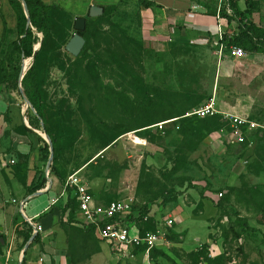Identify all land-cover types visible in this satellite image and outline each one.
<instances>
[{
    "label": "rangeland",
    "instance_id": "rangeland-1",
    "mask_svg": "<svg viewBox=\"0 0 264 264\" xmlns=\"http://www.w3.org/2000/svg\"><path fill=\"white\" fill-rule=\"evenodd\" d=\"M233 1L243 13L231 24L233 36L240 19L264 32V0ZM228 2L218 0L220 13ZM127 7L92 22L90 54L73 57L64 45L54 61L39 62L43 101L59 109L68 137H75L50 167L64 182L77 173L96 199L132 198L135 206L149 207L157 225L170 216L176 246L169 250L177 260L167 258L171 264H264V51H244L245 58L227 65L208 43L195 40L163 48L140 45L130 0ZM62 9L72 19L68 43L75 19L86 20L89 10ZM34 35L38 45L43 36ZM6 43H0V57ZM31 65L32 59H23L20 72ZM19 78L20 73L14 90L0 85V96L23 106ZM210 102L221 113L255 121L259 131L231 143L229 124L191 116ZM27 112L31 119L34 112ZM35 126L45 138L41 122ZM47 178L54 177L49 172ZM213 208L216 215L208 220ZM69 209L62 249L48 254L49 264H114L75 222L74 205Z\"/></svg>",
    "mask_w": 264,
    "mask_h": 264
},
{
    "label": "crops",
    "instance_id": "crops-1",
    "mask_svg": "<svg viewBox=\"0 0 264 264\" xmlns=\"http://www.w3.org/2000/svg\"><path fill=\"white\" fill-rule=\"evenodd\" d=\"M41 1L47 5L55 4L71 10H89L92 6L102 10L111 6L117 10H126L129 2V0ZM130 1L131 9L136 11L135 37L145 46L163 48L168 43H185L190 39L195 40V43H208L209 48L216 53L217 49L213 47V42L217 38L218 27L224 37L233 36L231 31L233 22L229 24L226 18L218 19V0H145L152 4L148 8L143 7L139 0ZM189 34L196 35V38L191 39ZM17 39L15 13L8 0H0V43L7 42V46ZM5 49L2 50L3 53ZM233 60L238 59L230 57L228 53L222 54L221 61L225 62L224 64L229 65ZM27 109V105L11 103L4 96H0V264H49L51 258L48 254H57L62 249L64 241L62 229L69 215V212L61 214V207L63 208L66 201L64 186L57 187V179L47 178L50 169L46 170L47 164L43 162L42 153L38 150L42 144H38L31 135L24 136L14 132V129L24 126L46 142L40 132L31 128L30 120L32 121L33 113L30 119ZM43 179V186L35 190ZM88 185L91 189L89 183ZM34 193L39 195L31 198ZM94 198L96 199L95 196ZM54 199H57V202L51 204V200ZM60 201L61 205H56ZM21 203H25L23 210ZM213 211L208 220L215 217L216 209L213 208ZM26 219H31L32 224L40 226L42 231L34 233L32 225ZM80 221L81 217L76 214L75 222ZM163 223L164 220L158 226L163 227ZM29 228L31 236L25 241L24 233H27ZM169 228L164 229L168 245L162 246L160 248L162 252L158 255L152 251L149 255V264H171L167 262L169 261L167 258L177 261L169 250L176 246L171 242ZM90 233L97 241L93 233ZM210 241L212 242L208 240V244H211ZM97 243L105 248L110 256L107 245L99 241ZM199 244L202 245L203 242ZM198 247L200 246L197 245ZM213 248L219 256L222 252L221 245L216 243ZM135 262L148 264L146 259L142 261L141 256H138Z\"/></svg>",
    "mask_w": 264,
    "mask_h": 264
},
{
    "label": "trees",
    "instance_id": "trees-1",
    "mask_svg": "<svg viewBox=\"0 0 264 264\" xmlns=\"http://www.w3.org/2000/svg\"><path fill=\"white\" fill-rule=\"evenodd\" d=\"M8 1L16 16L18 39L9 43L6 46L3 55L0 57V85L4 86L6 90L16 89L22 60L30 58L31 61V58L33 57L32 65L25 73L21 81V85L24 89L26 99L35 112V115L33 116L34 122L38 124H40V122L42 123L43 133L50 140L53 155L52 163L54 164L62 150L71 149L74 146L75 137H68V133H71V131L66 125H64L59 109H48L45 105L40 92V85L38 83V65L41 60L54 61L55 55L60 54L61 49L67 44V35L69 30L72 29V19L58 5H47L41 0H23L28 11V19L30 22V26L27 28V20L23 12L21 2L18 0ZM139 1L145 8L152 6L151 3L145 0ZM228 8L231 10V16L226 14V9L223 10V13H219V16L226 18L229 24L236 21L237 17L242 19L243 13H241L235 1L229 0ZM115 12L116 7L111 6L103 9V13L99 19L98 17L90 18L87 16L84 30L78 32V34L85 40V45L80 52L82 56L90 54L88 40L90 29L93 24L92 22L95 20L101 21L102 19H110ZM241 19L236 22L238 33L235 36L230 37V39L225 36V44L228 46L233 45L235 47L241 48L245 52H249L251 54L263 52L264 32L254 28L253 25H247L246 23H243ZM34 31L41 33L43 36L41 40V46L35 53L34 47L37 46L35 44L37 43L38 39L34 35ZM136 40V43L142 45L140 40ZM25 65H27V63ZM60 68L63 69L64 67L61 65ZM207 121H213L215 124H218L220 121L221 126H227V124H229L226 120H222L221 115L205 117L200 121V123H206ZM34 122L30 120V126L32 129H37ZM256 130L259 131V129ZM14 132L24 136L31 135L38 144H42L38 150L42 153L43 162L48 159L50 155L49 146L41 137L24 126L14 129ZM50 174L57 179L61 187L64 186L65 182L53 167H50ZM43 184L44 179L39 185L35 187V190H39ZM65 191L66 201L63 208L61 209L62 215H64L67 211L69 212V208L73 205L75 207L73 213H75L77 210V202L75 200L73 191L71 189H66ZM221 194L223 196L222 192ZM104 202L108 203L110 201ZM146 213L147 212L145 209L143 214ZM157 226V221L154 217H150L147 222L140 221L141 234L153 233L156 231ZM88 231L92 232L89 229ZM26 232L27 233H24V239L25 241H28L31 236V229L29 228ZM236 237L238 238L239 236L236 235ZM152 251H157L159 253L162 252L161 249H153Z\"/></svg>",
    "mask_w": 264,
    "mask_h": 264
},
{
    "label": "built area",
    "instance_id": "built-area-1",
    "mask_svg": "<svg viewBox=\"0 0 264 264\" xmlns=\"http://www.w3.org/2000/svg\"><path fill=\"white\" fill-rule=\"evenodd\" d=\"M225 2L226 0H220ZM229 4V2H228ZM228 6V5H227ZM228 16H231V10L227 7L225 10ZM220 8L217 11L218 19ZM232 37V36H230ZM228 37V39H230ZM213 47L217 49L216 54L222 58V54L227 50L232 58H245L243 49L233 45H227L224 36L218 27L217 38L213 42ZM214 103L210 102L203 108L195 111L191 116L212 117L221 115L224 120L229 123L231 143L243 140L242 136L248 131H253L259 126L256 122L247 118L235 115L224 114L213 108ZM11 163H13L11 161ZM71 189L77 202L76 214H79L81 228L90 229L100 243L107 245L111 260L115 264H132L138 256L146 259L149 264V255L153 249H160L164 245H168L166 233L167 229L173 225V220L168 217L164 220L163 227L157 226L153 233L141 234L140 221L147 222L153 217L151 209L146 206H135L132 198L122 200H113L108 203L98 201L94 198L88 183L78 176L77 173L70 175L64 184V190ZM222 194H218L221 198ZM57 199L51 200V204H55ZM25 203H21L23 210ZM146 209V214H143ZM26 221L32 225L34 233H39L42 228L33 225L31 219ZM159 227V228H158ZM134 264H137L136 262Z\"/></svg>",
    "mask_w": 264,
    "mask_h": 264
},
{
    "label": "water",
    "instance_id": "water-1",
    "mask_svg": "<svg viewBox=\"0 0 264 264\" xmlns=\"http://www.w3.org/2000/svg\"><path fill=\"white\" fill-rule=\"evenodd\" d=\"M18 1L21 2V5L23 7V12H24V15H25L26 20H27V28H28L30 26V22H29V19H28V11H27L26 5H25L23 0H18ZM102 13H103V10L101 8L92 6L89 9L88 16L90 18H97V17H100L102 15ZM84 28H85V20L84 19H75V22H74L75 34L72 36V38L69 40V42L64 47V50L68 54L73 56V57H77L80 54V52L82 51V49H83V47L85 45V40L78 34V32L83 31ZM40 46H41V41L37 45V48H34V53L39 50ZM31 59L33 61V57ZM24 74H25V72L23 70H21L20 78H19V88L21 90L20 92H21V95L23 96L25 105H27V108H30L34 112L33 108L31 107V105L29 104L28 100L24 96L23 90L21 89V81H22V79L24 77ZM34 114H35V112H34ZM41 127H43L42 123H41ZM45 140H46V142H47V144L49 146V152H50L48 163H47V166H46V170L48 171L49 167H50V164H51V161H52L53 155H52V146H51L50 140H49V138L47 136H45ZM38 195H39V193H34L30 197L32 198V197H36Z\"/></svg>",
    "mask_w": 264,
    "mask_h": 264
},
{
    "label": "clouds",
    "instance_id": "clouds-1",
    "mask_svg": "<svg viewBox=\"0 0 264 264\" xmlns=\"http://www.w3.org/2000/svg\"><path fill=\"white\" fill-rule=\"evenodd\" d=\"M35 115V114H34Z\"/></svg>",
    "mask_w": 264,
    "mask_h": 264
}]
</instances>
